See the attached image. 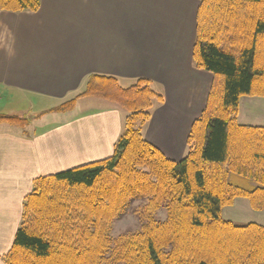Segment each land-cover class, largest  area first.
<instances>
[{"label":"trees","instance_id":"obj_1","mask_svg":"<svg viewBox=\"0 0 264 264\" xmlns=\"http://www.w3.org/2000/svg\"><path fill=\"white\" fill-rule=\"evenodd\" d=\"M40 5L0 0L8 12ZM199 8L194 64L214 81L185 155L168 158L144 137L165 100L152 80L88 76L53 110L97 97L123 110L125 130L109 157L36 178L5 264H264V227L222 215L241 196L264 210V126L238 121L242 96L264 97V0H201ZM28 119L0 114L21 128ZM132 209L140 228L114 237L115 221Z\"/></svg>","mask_w":264,"mask_h":264},{"label":"crops","instance_id":"obj_2","mask_svg":"<svg viewBox=\"0 0 264 264\" xmlns=\"http://www.w3.org/2000/svg\"><path fill=\"white\" fill-rule=\"evenodd\" d=\"M40 3L34 12L0 10V99L15 93L65 101L82 90L90 75H111L125 83L146 77L165 100L155 108L144 137L168 158L181 160L214 81L213 74L194 64L201 0ZM84 98L73 113L28 114L24 128L0 122V264H5L36 178L109 157L124 132L121 108L92 97L88 100H99L96 107L77 112ZM238 111L242 125L264 126V97L242 96ZM56 115L69 116V122L45 119ZM222 215L264 227V210H256L244 196Z\"/></svg>","mask_w":264,"mask_h":264},{"label":"rangeland","instance_id":"obj_3","mask_svg":"<svg viewBox=\"0 0 264 264\" xmlns=\"http://www.w3.org/2000/svg\"><path fill=\"white\" fill-rule=\"evenodd\" d=\"M84 87V86H83ZM83 89V88H82ZM80 92V91H79ZM75 96V95H73ZM73 97H70L68 99H71ZM92 98V97H88ZM66 99V100H68ZM87 98H84V100L80 103L81 105L78 106L76 109L77 112L79 110L82 111V109H87L90 107H96V104L99 102V100H93L90 99L88 100ZM63 101L55 100L52 98L46 99L41 96H34V95H22L19 94L15 95L11 93H6L5 95L2 96L0 99V114H9V115H15V113H18L19 115H23L24 117H27L29 115H36L38 116V113L41 114H54L56 110H53L55 107H58ZM85 103H90L89 107L86 106ZM42 111L46 112L43 113ZM73 113V110H71ZM42 112V113H41ZM61 114L64 112V110L59 111ZM29 114V115H28ZM66 117L69 116H60L56 115L55 117H47L45 119H49L51 123L54 124H62L65 122H69V119H66ZM73 118V116H72ZM74 119V118H73ZM75 120V119H74ZM73 120V121H74ZM47 123H45L43 126H46ZM138 204H142L141 202H136L135 206L136 207ZM156 216L160 219H165L166 218V211L164 209H161ZM21 223V222H20ZM20 223L18 226L20 227ZM141 226L140 221L138 220V216L134 209H132L129 213L125 214L123 218H120L115 221L112 234L114 237H117L124 233L125 231H137Z\"/></svg>","mask_w":264,"mask_h":264}]
</instances>
